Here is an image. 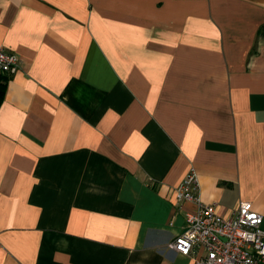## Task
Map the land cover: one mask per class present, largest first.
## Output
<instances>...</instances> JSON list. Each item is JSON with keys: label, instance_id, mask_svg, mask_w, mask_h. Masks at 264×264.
I'll use <instances>...</instances> for the list:
<instances>
[{"label": "crops", "instance_id": "crops-1", "mask_svg": "<svg viewBox=\"0 0 264 264\" xmlns=\"http://www.w3.org/2000/svg\"><path fill=\"white\" fill-rule=\"evenodd\" d=\"M0 264H193L188 171L264 230V0H0Z\"/></svg>", "mask_w": 264, "mask_h": 264}, {"label": "built area", "instance_id": "built-area-1", "mask_svg": "<svg viewBox=\"0 0 264 264\" xmlns=\"http://www.w3.org/2000/svg\"><path fill=\"white\" fill-rule=\"evenodd\" d=\"M17 56L0 47V75L11 77L19 70ZM197 174L190 170L175 189L177 205L193 204L184 215L185 226L168 247L193 264H264L263 217L250 202H240L236 212L221 217L216 207L199 199Z\"/></svg>", "mask_w": 264, "mask_h": 264}, {"label": "trees", "instance_id": "trees-1", "mask_svg": "<svg viewBox=\"0 0 264 264\" xmlns=\"http://www.w3.org/2000/svg\"><path fill=\"white\" fill-rule=\"evenodd\" d=\"M5 76H1L0 75V102L3 96V88H4V83H2L1 81L5 80Z\"/></svg>", "mask_w": 264, "mask_h": 264}]
</instances>
